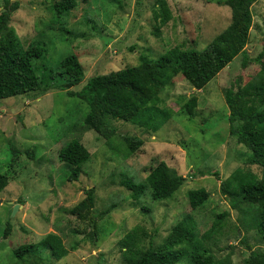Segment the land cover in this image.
I'll list each match as a JSON object with an SVG mask.
<instances>
[{
    "label": "rangeland",
    "instance_id": "374dc122",
    "mask_svg": "<svg viewBox=\"0 0 264 264\" xmlns=\"http://www.w3.org/2000/svg\"><path fill=\"white\" fill-rule=\"evenodd\" d=\"M167 1L172 19L160 35L154 29L159 0H141V4L138 0H78L76 8L59 18L52 9L53 0H11L18 3L11 25L26 47L34 40L46 44L45 56L34 62L37 68L45 65L56 73L63 58L78 55L85 76L72 89L79 91L95 74L139 64L140 54L156 59L174 47L202 49L231 22V8L219 0ZM5 8L6 0H0V12ZM252 9L246 55L256 58L264 50V0H257ZM243 59L244 54L237 56L203 89L194 88L181 73L174 77L160 94L163 105L174 114L157 132L112 120L115 133L100 136L85 122L86 101L63 89L37 98L0 99V174L9 175L0 191V264H128L120 244L128 232L139 229L142 248L157 247L187 215L216 260L243 264L252 250L264 251L256 228L260 202L242 200L233 207L221 189L238 167L262 175V167L248 161L250 150L230 135L226 89L257 84L262 74L261 64L244 66ZM193 95L198 106L196 116L190 117L182 106ZM125 135L142 138L144 144L130 152ZM72 139L91 153L78 180L69 179L71 168L59 157ZM13 144L21 152L14 154ZM162 160L172 174L185 178L182 186L166 200H154L149 189L136 198L126 182L144 183ZM202 187L209 191V198L194 209L189 191ZM88 188L95 190V205L85 218H79L71 209L85 198ZM15 205L18 210L13 214ZM8 225L11 230L5 235ZM50 232L62 236L67 256L57 259L49 249L38 248L17 257L18 247L37 243ZM176 264H192V260L184 254Z\"/></svg>",
    "mask_w": 264,
    "mask_h": 264
},
{
    "label": "trees",
    "instance_id": "16d2710c",
    "mask_svg": "<svg viewBox=\"0 0 264 264\" xmlns=\"http://www.w3.org/2000/svg\"><path fill=\"white\" fill-rule=\"evenodd\" d=\"M257 0H219L232 10L230 24L217 34L204 48L182 50L179 47L169 49L160 57L153 59L140 54V62L134 66L111 71L107 74H95L88 78L79 91L72 89L79 85L85 76L84 66L78 55L70 54L60 62L61 69L54 73L42 65L37 68L35 60L47 53L46 44L41 40L32 41L26 47L11 25V16L18 9V3L6 0V8L0 12V99L19 95L37 98L53 89L66 90L71 96H79L89 106L85 122L100 136L110 137L115 133L110 121L131 122L148 131H159L173 116L174 111L165 105L161 92L181 73L196 89H203L237 56L244 54L243 65L257 62L262 66L260 82L249 84L245 88H227L225 100L230 109V135L243 144L250 155L248 161L262 167V175L251 168L238 167L222 182L221 189L231 200L233 207L244 200L260 202L256 228L264 240V50L256 57L246 55V46L253 25L252 6ZM141 4V0H138ZM78 0H53L52 9L57 18L76 8ZM155 32L160 35L161 28L172 19V11L167 0H159L154 11ZM264 22V20H263ZM41 70V74H38ZM259 89L261 91H259ZM198 97L191 96L182 106L190 117L196 116ZM109 130V131H107ZM124 141L130 152L139 150L144 140L125 135ZM13 153L19 149L12 145ZM60 159L71 168L70 180H78L83 164L90 160L91 153L78 139H72L59 152ZM185 178L171 173L165 160L158 162L146 177L144 183L126 182L136 198L146 191L154 200H166L172 197L182 186ZM9 182L8 174H0V191ZM209 191L202 187L191 189L189 199L194 209L205 204ZM95 205V190L88 188L86 196L76 204L71 212L79 218H85ZM223 215H219L222 217ZM214 226H218L215 223ZM11 227L8 225L5 235ZM204 234V238L210 235ZM97 238L96 225L92 231ZM202 237V238H203ZM142 235L135 228L120 241L128 264H176L188 254L192 264H228L225 260H216L204 242L199 238L197 226L191 215L174 225L164 242L159 246L149 245L142 248ZM38 248L49 249L57 259L68 255L62 236L56 232L48 233L37 243L24 244L15 250L19 259ZM243 264H264V251L252 250Z\"/></svg>",
    "mask_w": 264,
    "mask_h": 264
},
{
    "label": "water",
    "instance_id": "95a60500",
    "mask_svg": "<svg viewBox=\"0 0 264 264\" xmlns=\"http://www.w3.org/2000/svg\"><path fill=\"white\" fill-rule=\"evenodd\" d=\"M17 210H18V205H15L14 210H13V214H15L17 212Z\"/></svg>",
    "mask_w": 264,
    "mask_h": 264
}]
</instances>
